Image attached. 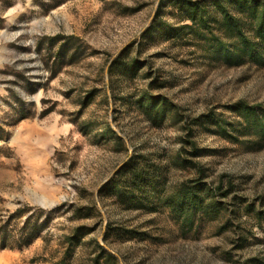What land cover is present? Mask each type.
Masks as SVG:
<instances>
[{"label":"rangeland","instance_id":"374dc122","mask_svg":"<svg viewBox=\"0 0 264 264\" xmlns=\"http://www.w3.org/2000/svg\"><path fill=\"white\" fill-rule=\"evenodd\" d=\"M179 1L0 0V264H264V140L236 110L264 114V63L169 36Z\"/></svg>","mask_w":264,"mask_h":264},{"label":"trees","instance_id":"16d2710c","mask_svg":"<svg viewBox=\"0 0 264 264\" xmlns=\"http://www.w3.org/2000/svg\"><path fill=\"white\" fill-rule=\"evenodd\" d=\"M177 8L183 24L165 28L169 36L194 41L202 51L212 52L229 64L237 65L247 60L264 63V0H180ZM139 105L153 121L156 118L163 120L169 108L161 95L150 96L146 103ZM236 110L244 116L242 129L253 127L259 133L258 137L264 140V114L258 115L255 107L245 103L238 105ZM124 167L122 173L126 172L129 184L118 179L115 183L117 192L133 198L135 190L147 180V168L133 162ZM200 191V186L184 185L166 202L172 212H185L186 219L192 221V212L205 208ZM67 255L66 252L63 257L45 264H68ZM30 264H35V258Z\"/></svg>","mask_w":264,"mask_h":264},{"label":"bare ground","instance_id":"6f19581e","mask_svg":"<svg viewBox=\"0 0 264 264\" xmlns=\"http://www.w3.org/2000/svg\"><path fill=\"white\" fill-rule=\"evenodd\" d=\"M43 199V198H42Z\"/></svg>","mask_w":264,"mask_h":264}]
</instances>
